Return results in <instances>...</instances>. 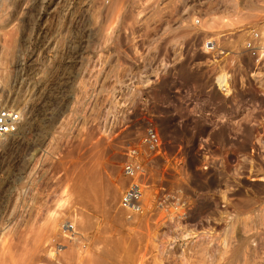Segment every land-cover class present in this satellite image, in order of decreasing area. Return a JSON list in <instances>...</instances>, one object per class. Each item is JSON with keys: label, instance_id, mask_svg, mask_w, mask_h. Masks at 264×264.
<instances>
[{"label": "rangeland", "instance_id": "374dc122", "mask_svg": "<svg viewBox=\"0 0 264 264\" xmlns=\"http://www.w3.org/2000/svg\"><path fill=\"white\" fill-rule=\"evenodd\" d=\"M263 16L264 0H0V105L22 118L0 142V264H264L263 175L231 180L220 207L212 181L188 174L217 112L225 136L248 140L251 117L264 125V86L239 67L222 96L201 48ZM147 123L161 139L146 165L154 188L168 191L178 159L182 194L209 189L181 224L129 221L117 206L124 148Z\"/></svg>", "mask_w": 264, "mask_h": 264}, {"label": "built area", "instance_id": "2783aa9c", "mask_svg": "<svg viewBox=\"0 0 264 264\" xmlns=\"http://www.w3.org/2000/svg\"><path fill=\"white\" fill-rule=\"evenodd\" d=\"M194 22L197 23L198 19H195ZM201 48L208 55L209 64L216 68L212 76L213 84L222 96H233L236 93L234 69L239 67L244 71L247 82L254 81L264 86V16L251 23L204 37L201 40ZM74 57L75 54L70 55L66 61ZM78 60V58H74L72 61ZM77 67L76 65L74 70ZM66 69L69 72L72 68L66 66ZM93 70L94 68L90 67L91 78L95 76ZM64 75L66 77V74ZM239 83L242 84L238 81ZM235 110L237 112L238 108ZM225 120V114L217 112L209 122H205L208 128L196 136L193 153L195 161L190 164V167L188 166V174L193 170L204 173L202 181L210 179L212 181L210 191L218 194L219 197L220 191L227 190L226 192H228L233 189L234 184L231 183V180L234 181L242 177L255 180L264 171V125L261 124L262 122L258 118L252 117L247 121L248 125L257 127L259 130L253 133L248 140H245L238 131L228 136L222 135L218 126ZM237 120L239 117L236 116L233 120L234 124ZM21 121L18 108L0 105V142L7 135L15 133ZM244 141H248L249 146L247 150L242 151L241 147ZM160 151L161 139L155 126L151 123L145 125L136 144L127 145L124 148L120 171L125 182L120 189L117 206L122 210L126 220L133 221L139 217L149 220L156 219L164 212L157 218V221L166 222L170 212L171 220L177 218L183 222L188 220L193 212L190 196H197L195 192L202 199L209 195V189L204 187L198 189L192 186H190L189 194L181 193L183 187L176 179L184 167L178 159L165 164L171 175L168 191L161 192V186H158L157 189L154 188L149 180L150 170L146 165L148 160L159 154ZM219 200L218 206L223 207L224 201L221 198ZM163 216L166 217L165 220H162ZM202 218L200 221L205 220ZM60 229L69 231L63 227L62 223Z\"/></svg>", "mask_w": 264, "mask_h": 264}, {"label": "bare ground", "instance_id": "6f19581e", "mask_svg": "<svg viewBox=\"0 0 264 264\" xmlns=\"http://www.w3.org/2000/svg\"><path fill=\"white\" fill-rule=\"evenodd\" d=\"M28 118H29V117H28ZM19 127H20V126H19ZM262 175H263V176H262ZM261 176H262L261 180H264V171L260 173V177H261ZM260 177H259L258 179H260ZM226 191H227V190L220 191V198H221V200H223V198H222L223 194H225V196H227V194H226L227 192H226ZM223 201H224V200H223ZM223 206H224V203H223ZM169 216H172V214H171L170 212L168 213V218H169ZM223 217H224V219H226V216H223ZM222 219H223V218H222ZM224 219H223V221H224ZM173 222H176V223L179 222L180 224L182 223V222H180V220H178L177 218H173V219H172V223H173ZM176 223H175V224H176ZM173 225H174V224H173ZM177 225H178V224H176L175 226H177ZM64 226H66V225H64ZM182 231H183V230H182ZM184 232H186V233H185V235L182 234L183 237H184V236H187V237L189 236V237H190V236H192L191 234L194 235V232H193L192 230H190V229H189V230H185V229H184ZM180 233H181V232H180ZM182 235H181V236H182ZM76 236H77V235H76ZM178 236H179V235H178ZM223 238H224V237H223ZM225 239H226V237H225ZM78 240H79V239H78ZM223 240H224V239H223ZM225 242H226V241H225ZM224 244H225V243H224ZM226 244H227V243H226ZM224 246H225V245H224ZM82 248H83V247H82Z\"/></svg>", "mask_w": 264, "mask_h": 264}]
</instances>
